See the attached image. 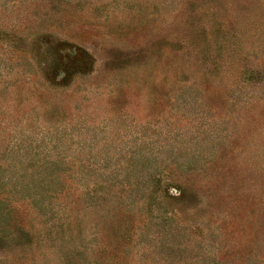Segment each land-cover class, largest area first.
<instances>
[{"label":"rangeland","instance_id":"374dc122","mask_svg":"<svg viewBox=\"0 0 264 264\" xmlns=\"http://www.w3.org/2000/svg\"><path fill=\"white\" fill-rule=\"evenodd\" d=\"M0 264H264V0H0Z\"/></svg>","mask_w":264,"mask_h":264}]
</instances>
